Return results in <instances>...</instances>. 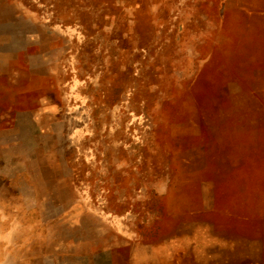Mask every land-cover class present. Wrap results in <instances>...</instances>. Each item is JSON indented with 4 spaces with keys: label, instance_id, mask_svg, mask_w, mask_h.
I'll use <instances>...</instances> for the list:
<instances>
[{
    "label": "rangeland",
    "instance_id": "rangeland-1",
    "mask_svg": "<svg viewBox=\"0 0 264 264\" xmlns=\"http://www.w3.org/2000/svg\"><path fill=\"white\" fill-rule=\"evenodd\" d=\"M0 264H264V0H0Z\"/></svg>",
    "mask_w": 264,
    "mask_h": 264
}]
</instances>
